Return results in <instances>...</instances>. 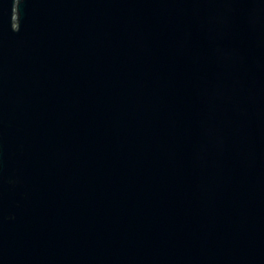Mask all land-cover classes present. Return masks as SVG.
<instances>
[{"label": "water", "instance_id": "1", "mask_svg": "<svg viewBox=\"0 0 264 264\" xmlns=\"http://www.w3.org/2000/svg\"><path fill=\"white\" fill-rule=\"evenodd\" d=\"M0 264H264V0H0Z\"/></svg>", "mask_w": 264, "mask_h": 264}]
</instances>
